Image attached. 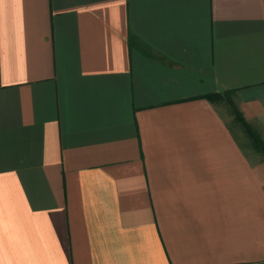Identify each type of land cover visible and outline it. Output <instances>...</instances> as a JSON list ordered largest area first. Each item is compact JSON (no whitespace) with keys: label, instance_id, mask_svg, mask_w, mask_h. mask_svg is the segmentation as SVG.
<instances>
[{"label":"crops","instance_id":"0c3cea01","mask_svg":"<svg viewBox=\"0 0 264 264\" xmlns=\"http://www.w3.org/2000/svg\"><path fill=\"white\" fill-rule=\"evenodd\" d=\"M228 92L264 143V0H0V264L263 263Z\"/></svg>","mask_w":264,"mask_h":264},{"label":"rangeland","instance_id":"374dc122","mask_svg":"<svg viewBox=\"0 0 264 264\" xmlns=\"http://www.w3.org/2000/svg\"><path fill=\"white\" fill-rule=\"evenodd\" d=\"M212 102L217 105L221 109V112L226 115V117H231L232 111L234 109L233 100H232V93H224L221 96H215L212 98ZM236 108V107H235ZM236 118V115H235ZM238 124V122H237ZM239 126V125H237ZM260 264H264L260 263Z\"/></svg>","mask_w":264,"mask_h":264},{"label":"trees","instance_id":"16d2710c","mask_svg":"<svg viewBox=\"0 0 264 264\" xmlns=\"http://www.w3.org/2000/svg\"><path fill=\"white\" fill-rule=\"evenodd\" d=\"M215 96H221V94L213 95V97H215ZM234 111H235V115H236V120L239 121L242 124V126L244 127V129L246 130V132L251 136V138H252L255 146L258 147L259 149H261L264 152V143L261 142V140L255 134V132H253L251 130V128L248 126V124L243 119L241 113L237 109H234Z\"/></svg>","mask_w":264,"mask_h":264}]
</instances>
